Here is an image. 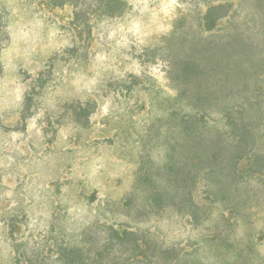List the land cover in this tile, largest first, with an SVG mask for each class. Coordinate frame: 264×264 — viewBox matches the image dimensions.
I'll return each mask as SVG.
<instances>
[{
	"label": "rangeland",
	"instance_id": "1",
	"mask_svg": "<svg viewBox=\"0 0 264 264\" xmlns=\"http://www.w3.org/2000/svg\"><path fill=\"white\" fill-rule=\"evenodd\" d=\"M108 1L0 0V264H264V175L225 202L195 183L198 225L168 182L192 63L234 61L264 96V0Z\"/></svg>",
	"mask_w": 264,
	"mask_h": 264
},
{
	"label": "trees",
	"instance_id": "2",
	"mask_svg": "<svg viewBox=\"0 0 264 264\" xmlns=\"http://www.w3.org/2000/svg\"><path fill=\"white\" fill-rule=\"evenodd\" d=\"M48 1L58 6L73 0H60L58 3L54 0ZM117 2L121 3V0L103 3V13H117ZM216 8H209L205 16L208 29L213 28L215 20L222 18H213ZM76 16L75 13V19ZM1 28L3 23L0 14V33ZM233 63L234 61H231L227 71L222 73L214 67L204 70L200 68L199 63H192L193 67H196L192 79L198 89L187 97L185 94L181 97L185 101H191L192 113H183L181 117L178 166L176 170L168 168V182L176 189L175 196L178 198L171 206L189 216L195 225L200 223L204 214L202 205L195 202L193 197L195 183L203 180L204 187L217 186V192L222 195L220 201L225 202L229 189L232 193L237 192L241 184L245 183V177L258 178L264 175V144L261 141L264 140V96L257 85L249 88L247 82L252 76L245 74ZM181 80L182 78H179V81ZM220 88L226 93L224 106L215 108V111L221 115L225 130L213 131L209 127L206 113L219 104L217 97ZM242 160L247 161V167L240 166ZM244 172L246 176L243 175ZM158 197L159 199L152 198L151 204L157 203L162 195ZM229 203L231 209L242 207L235 199ZM112 231L121 243L128 235L135 236L134 232ZM134 246L139 252L136 257L144 259L145 242L136 239ZM232 264L245 263L241 262L238 256Z\"/></svg>",
	"mask_w": 264,
	"mask_h": 264
}]
</instances>
